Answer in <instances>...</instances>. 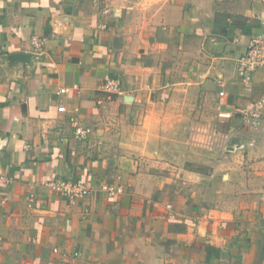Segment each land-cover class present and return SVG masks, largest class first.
<instances>
[{
	"label": "crops",
	"instance_id": "0c3cea01",
	"mask_svg": "<svg viewBox=\"0 0 264 264\" xmlns=\"http://www.w3.org/2000/svg\"><path fill=\"white\" fill-rule=\"evenodd\" d=\"M262 24L264 0H0V264H264V129L238 114L264 68L236 74Z\"/></svg>",
	"mask_w": 264,
	"mask_h": 264
},
{
	"label": "built area",
	"instance_id": "2783aa9c",
	"mask_svg": "<svg viewBox=\"0 0 264 264\" xmlns=\"http://www.w3.org/2000/svg\"><path fill=\"white\" fill-rule=\"evenodd\" d=\"M107 12V11H105ZM264 26V24H262ZM33 45L36 47L35 51L39 47L40 43L36 40L33 41ZM1 53V47H0ZM259 68H264V31L263 29L256 34H253L248 43L244 53L237 59L236 62V74L237 77L243 81L245 85L250 84L251 74ZM121 80L118 78L109 77L104 79L101 84V90L108 96L117 95L121 91ZM66 89H60L58 94H65ZM220 96H223V93H219ZM59 113H64L65 107H57ZM264 96L256 100L249 107L243 108L238 111L242 122L245 125H248L252 130L257 131L264 129ZM231 115L229 113L220 112V118H229ZM77 117L72 115L69 117L70 123L74 127L73 137L75 140L81 142L86 140L89 137L90 129L80 125L77 121ZM209 131L215 133V126L211 125ZM254 141H249L247 143H241L235 145V148L238 150H245L246 148H253ZM8 184L9 181L2 179L0 177V184ZM46 185L54 193L65 198L69 203L75 202L78 199H82L91 194L93 187L89 185L80 184L78 182H73L71 180H50ZM100 191L105 193L109 197L122 195L125 190L121 185H101ZM27 203L29 207H32L35 197L29 195L27 198ZM169 214L172 215L170 206H166ZM53 252H57V249H54ZM77 257V254H74V258ZM85 264H102L95 263L92 261H87Z\"/></svg>",
	"mask_w": 264,
	"mask_h": 264
},
{
	"label": "rangeland",
	"instance_id": "374dc122",
	"mask_svg": "<svg viewBox=\"0 0 264 264\" xmlns=\"http://www.w3.org/2000/svg\"><path fill=\"white\" fill-rule=\"evenodd\" d=\"M214 126H215V131H216V129H217V125L216 124H213ZM206 139L205 138H202V139H198L197 140V143H198V145H196V147L198 148V150H199V152H202V153H204V151H206L207 150V147H205V143H206ZM186 166H188L189 167V164L188 165H186ZM194 169V168H193Z\"/></svg>",
	"mask_w": 264,
	"mask_h": 264
},
{
	"label": "water",
	"instance_id": "95a60500",
	"mask_svg": "<svg viewBox=\"0 0 264 264\" xmlns=\"http://www.w3.org/2000/svg\"><path fill=\"white\" fill-rule=\"evenodd\" d=\"M14 57H15L17 60H19V61H21V62H23V63H25V62H27V61L29 60L28 55H25V54H17V55H14Z\"/></svg>",
	"mask_w": 264,
	"mask_h": 264
}]
</instances>
